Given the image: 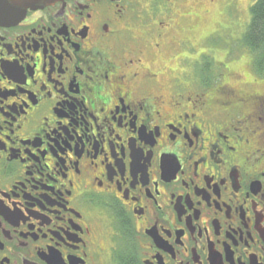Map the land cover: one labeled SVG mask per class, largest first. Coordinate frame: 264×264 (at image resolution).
I'll use <instances>...</instances> for the list:
<instances>
[{"label": "flooded vegetation", "instance_id": "1", "mask_svg": "<svg viewBox=\"0 0 264 264\" xmlns=\"http://www.w3.org/2000/svg\"><path fill=\"white\" fill-rule=\"evenodd\" d=\"M213 1L0 24V264H264L262 82H215Z\"/></svg>", "mask_w": 264, "mask_h": 264}, {"label": "rangeland", "instance_id": "2", "mask_svg": "<svg viewBox=\"0 0 264 264\" xmlns=\"http://www.w3.org/2000/svg\"><path fill=\"white\" fill-rule=\"evenodd\" d=\"M214 5L210 4L205 6L209 8L210 13L204 14L203 12H197L196 9L202 10L201 6L196 8L192 4L187 3V7L190 10H195L190 14V18H196L194 25L197 27L194 33L207 31L210 32L213 29L216 30H229L225 34L229 39V51L228 60L225 61H215L217 62L215 70V82L220 85L223 83L236 84L240 80L245 81H258L260 87H257L260 93L264 94V78L256 77L252 69V56L247 49L241 48L238 45V41L241 39L250 21V8L255 2V0H214ZM185 11L186 8H184ZM188 19V18H186ZM187 23H192L186 20ZM197 34V33H196ZM217 35V33H216ZM221 35V34H220ZM227 40H224L223 36H220L216 42V55L217 59H223L226 54L225 48H220L219 45H226ZM236 58L238 61L233 60ZM235 61V62H234ZM257 78V79H256ZM262 85V87H261Z\"/></svg>", "mask_w": 264, "mask_h": 264}, {"label": "trees", "instance_id": "3", "mask_svg": "<svg viewBox=\"0 0 264 264\" xmlns=\"http://www.w3.org/2000/svg\"><path fill=\"white\" fill-rule=\"evenodd\" d=\"M238 45L250 52L256 77L264 78V0H255L251 6L250 21Z\"/></svg>", "mask_w": 264, "mask_h": 264}, {"label": "water", "instance_id": "4", "mask_svg": "<svg viewBox=\"0 0 264 264\" xmlns=\"http://www.w3.org/2000/svg\"><path fill=\"white\" fill-rule=\"evenodd\" d=\"M62 0H0V24L18 22L27 10H36Z\"/></svg>", "mask_w": 264, "mask_h": 264}]
</instances>
